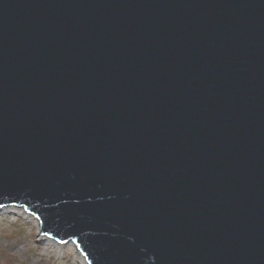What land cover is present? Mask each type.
I'll list each match as a JSON object with an SVG mask.
<instances>
[{
	"label": "water",
	"instance_id": "95a60500",
	"mask_svg": "<svg viewBox=\"0 0 264 264\" xmlns=\"http://www.w3.org/2000/svg\"><path fill=\"white\" fill-rule=\"evenodd\" d=\"M10 203L89 264H264V0H0Z\"/></svg>",
	"mask_w": 264,
	"mask_h": 264
},
{
	"label": "rangeland",
	"instance_id": "374dc122",
	"mask_svg": "<svg viewBox=\"0 0 264 264\" xmlns=\"http://www.w3.org/2000/svg\"><path fill=\"white\" fill-rule=\"evenodd\" d=\"M0 220V264H79L73 252L60 254L52 247L44 251L40 228L23 216L7 213Z\"/></svg>",
	"mask_w": 264,
	"mask_h": 264
},
{
	"label": "bare ground",
	"instance_id": "6f19581e",
	"mask_svg": "<svg viewBox=\"0 0 264 264\" xmlns=\"http://www.w3.org/2000/svg\"><path fill=\"white\" fill-rule=\"evenodd\" d=\"M7 213H10L12 215H21L23 216L27 221L31 222L34 227L39 230L40 223L39 219L35 217L34 215L28 213L24 208L22 207H15V206H4L0 208V215H6ZM2 220H0V229H2ZM40 235V234H39ZM40 240L44 241L43 249L44 251H48L49 247H52L53 249L57 250L60 254H64V252H73L75 254V259L78 261L79 264H87V261L85 257L78 251L76 245L73 242H68L66 244H61L57 242L55 239L49 238L48 236H41Z\"/></svg>",
	"mask_w": 264,
	"mask_h": 264
}]
</instances>
